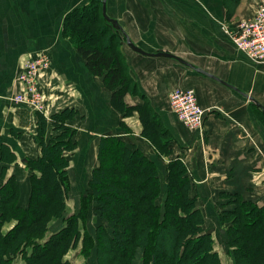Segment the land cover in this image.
<instances>
[{
    "label": "crops",
    "instance_id": "obj_1",
    "mask_svg": "<svg viewBox=\"0 0 264 264\" xmlns=\"http://www.w3.org/2000/svg\"><path fill=\"white\" fill-rule=\"evenodd\" d=\"M73 1L0 0V160H7L1 156L4 147L17 154L20 165L24 164V155L39 151L36 112L27 104L15 103L11 96L25 59L47 50L52 67L40 78L48 93L43 112L48 119L44 133L47 140L54 135L52 116L72 108L78 112L67 119L76 130L72 159L84 160L89 167L98 166L101 136L105 130L120 128L121 137L156 157L165 170V160L144 136L145 122L139 110L132 115L121 110L115 113L103 79L89 70L76 47L62 34V18L64 22ZM193 1L150 0L148 8L134 5L126 13L118 12V16L126 18L120 24L138 47L149 53L171 52L190 64L142 54L132 47L133 54H125L132 80L142 98L147 99L149 110L159 114L157 119L164 121L175 138L183 142L188 128L169 110L168 95L174 87H193L200 105L207 109L203 141L200 143L197 136L199 143H192L196 151L186 164L200 195L209 199V178L222 183L223 178L236 172L246 176L255 167L259 168L254 169L255 175H264V63L252 61L239 50L223 28L253 17L260 0H241L235 10L222 0L209 2V7H205V0ZM129 92L125 97L127 107L143 102L137 94L131 101ZM112 114H116V120ZM20 165L16 168L21 169L22 176L25 171ZM78 166H74L76 171Z\"/></svg>",
    "mask_w": 264,
    "mask_h": 264
},
{
    "label": "trees",
    "instance_id": "obj_2",
    "mask_svg": "<svg viewBox=\"0 0 264 264\" xmlns=\"http://www.w3.org/2000/svg\"><path fill=\"white\" fill-rule=\"evenodd\" d=\"M102 7L101 0H91L82 8L69 12L64 19V35L76 47L89 70L103 79L105 87L111 92L112 104L125 112L127 109L125 97L133 80L121 49V40L119 45L115 33L104 38L108 30L98 25L99 21H104ZM70 109L66 108L53 115L52 120L56 129H66L68 124L64 123V118H70L72 114L78 113ZM65 112L69 114L65 115ZM148 112V114L141 112L145 122L143 133L160 151L161 146L165 147L164 143L159 142L158 139V136L162 134L156 131L160 119H157L158 114L153 115L151 110ZM59 115L61 117L57 119ZM38 121L40 127L42 124V129L39 131L41 135L45 132L47 122L41 118ZM150 126L152 128H148ZM71 130L73 135L69 140H64L65 136L56 138L58 139L56 143L52 142L55 137L50 141L41 140L42 156L37 165L41 175L33 179L34 201H31L30 207L24 212L25 216L31 217V221H37L46 216L45 212L38 208L44 202L43 206H50L49 203L54 198L45 201V191L51 188L52 191L49 192L55 193L62 183L61 176L66 171L62 172L61 168H56L53 153L58 146L63 145L62 143L73 146L77 144L74 139L76 130L72 127ZM98 159L99 164L93 170L89 182L90 193L85 196L91 198L96 204V211L103 221L96 229V240L99 244L106 246L107 240L115 244V249L120 250V259L123 260V264H136L131 255L136 246L149 249L146 264H180L178 260L187 262L186 259L195 255L196 252L201 253L200 258L196 260L198 264H221L218 252L213 249L212 237L203 232V229L199 236L191 238L184 236L185 231H190L188 216H194L196 210L189 215L182 214L186 211V207L192 204V197H188L189 187L186 179H180L174 191L171 189V184L175 181L173 177L178 176L169 175V172L173 171L172 161L165 165V170L164 168L162 170L156 157L149 156L135 147L125 137L114 134L101 136ZM164 171L168 180L171 178L170 189L164 197H161L163 178H166ZM58 190L60 191V188ZM53 196L56 195L53 194ZM161 198H164V202L160 201ZM233 215L237 214L233 213ZM247 215L244 217L238 214L235 220L239 225L246 223V234L241 239L246 240L244 244L246 247H244L250 253L245 254V257L249 259L240 263L237 256L236 264H264V215L256 216L255 212L251 213L250 210ZM247 222H250L249 227ZM24 229H27V226L21 224L14 231V236L10 234L1 236L0 247L6 248V252L0 255V264L5 261L3 253L8 255L14 252L17 249L16 244L28 238V236H21ZM70 239L71 236H51L45 244H38V250L36 248L32 250L27 264H65L63 257L67 245L71 242ZM205 241L208 242L206 246H204ZM233 242L235 243L234 240ZM104 256L105 258L102 256V259L107 264L110 259ZM166 256L170 260L163 261L162 258Z\"/></svg>",
    "mask_w": 264,
    "mask_h": 264
},
{
    "label": "rangeland",
    "instance_id": "obj_3",
    "mask_svg": "<svg viewBox=\"0 0 264 264\" xmlns=\"http://www.w3.org/2000/svg\"><path fill=\"white\" fill-rule=\"evenodd\" d=\"M215 1L216 0H205V7H209V2L212 3ZM222 1H225L228 4L229 9L234 8L235 10L241 0ZM90 2L91 0H74L73 3H71V7L66 15L69 12L82 8L84 5L89 4ZM102 2L103 0H101V3ZM193 2H195V0ZM260 3L261 0L258 3V6ZM138 4H141L143 7L148 8L150 6V0H107V15L113 19H117L119 23L122 21L126 22V18L124 16H118V12L126 13L127 11L131 10L134 5ZM103 17L104 21H99L98 25H102L108 30L104 38H108L112 33H115L117 35V42L119 45L121 40V49L124 56L125 54L127 55L128 52L132 53L130 48L131 46L128 43V38L123 32V30L126 32V30L124 29L125 27L120 24L123 30L121 28H118L114 22L108 20L104 16V13ZM62 23V34L64 35L63 18ZM122 24L124 23L122 22ZM90 28H92V26H90ZM43 52L48 54L51 58V54L47 50H44ZM35 55L28 56L25 61L27 59L34 58ZM24 63L22 65H24ZM50 68L44 69L39 73L41 75L39 76L38 84L36 86L37 91L40 93L43 101H45V107L43 111H36L37 131H40V129H42V124L40 127V123L38 120H40V118L45 119L46 122L48 120L43 113L45 112L47 107L48 93L44 89V86L41 84L40 78L45 72L50 70ZM15 85L16 91H14L13 96L11 97L13 98L12 100L15 103H19L18 101H16L17 99H15L16 96H23L24 94L25 97L27 95V89L25 84L22 85V82L18 78V76L15 80ZM129 91V93L131 94V101H135L136 94L142 98V93L139 92L137 84H135L133 81H131ZM170 92L169 94H171ZM110 105L115 113L120 114V109L114 106L112 102ZM144 106L146 107L145 109L143 108ZM200 106L205 110L203 124L204 129L207 109L202 105ZM171 107L172 106L170 105L169 108ZM149 109L150 108L148 107L147 99H143V102L137 104L136 106L129 105L125 111V115H132L135 111L139 110L138 112L141 116V112H145L146 114H148V111H150ZM172 109L173 108L169 110L172 115H174V113L176 112L174 111V109ZM68 114L69 112H65V115ZM154 114L157 115V112L155 111ZM166 114L172 116L170 113ZM115 115L112 114L111 116L113 120H116ZM53 117L54 116H52V119ZM59 117L61 116L59 115L56 118L58 119ZM67 119L68 118H64L65 124H68L66 121ZM160 121L162 125L158 124L159 127H156V131L158 130V132L162 134L160 137L158 136V139L159 142L162 141L164 143L165 147L161 146L162 148L160 152L155 146H152L154 147V150H156V153L159 155V157H163V159L165 160V162L163 161V164L167 165L170 164L171 161L173 162V171H170L169 175H178L176 177H173V179H175L174 184H171V189L173 191L174 187L178 186L177 183L180 182V179L188 180V184L186 183L189 187L188 197H192V204L188 206V208L186 207V211L182 214L186 213V215H189L191 214V212L196 210V216H188L190 221V223L188 224V226L190 227V231H185L184 236H188V238H191L192 236H199L201 234V229H203V232L209 234L208 236L212 237V246L213 249L218 252L221 264H236L238 260H240V263L246 262V260H248L249 258L246 259L245 254H249L250 251L245 248L246 245L244 244L246 240L241 239L246 234V223L239 225L235 219L238 214L247 217L249 210L251 211V213L255 212L256 216L264 215V175H260V173L255 175V170H259V168L255 167L252 169L253 171H250V173L246 176L239 175L236 172L233 175L223 178L224 181H222V183H214L212 181V178H209L207 181L209 184L206 187V191L209 194V199H207L203 194L200 195L199 189L197 188V183L194 180L195 178H193V175H191V173H188L187 171L188 157L192 156V154L196 151V147L192 146V143L198 142L197 136H199L200 138V143L203 141V129L199 131L193 130L196 133V135H194L192 133V129H190V127H186L187 125L185 126L179 120L182 125H184L183 127L190 129V131L186 129L188 131V137L186 139L184 138L185 142L183 140V142H181L178 138H175V136L171 134L168 128L164 125V121L162 119H160ZM67 126L68 127L66 129H56L54 127V135H52L49 140H47V137L44 136L45 132L41 135L39 132V151L33 154L24 155L22 157L24 159L23 165H20L21 163L17 162V154L14 152L9 153L6 147H4V151L2 150L1 152V156L4 155L7 160H0L1 162L3 161L0 168V238L1 236H6L8 234H10V236H14V231L18 229L21 224L27 226V229L23 230V234L21 236H28V238L25 239L27 240L26 243L24 240L23 242L16 244L17 249H15L14 252L8 255L3 253L5 261L2 262V264H27L28 257H30L32 250L34 248L37 249L38 244H45V242L51 236H71V242L69 243V245H67V250L65 249L66 253L63 257V260H65L63 262L65 264H106L105 260L102 259V256L103 258H105L104 255L108 256L110 259L107 264H123V260L120 259V250L115 249V244L107 240V244L106 246H104L103 244H99L96 240V229L103 223V221L96 211V204L93 203L91 198H88L85 195L90 193L89 182L92 176V172L97 167V165L89 164L91 166L89 167L88 162L84 160L76 161L75 159H72L70 153L75 149L77 144L73 146L69 143H62V146H58L56 150H54L53 160L56 168H61L62 172H66L61 176L62 183L59 185L60 191L58 190L59 188L55 193L49 192L52 191L51 188L48 189V191H45V201L47 199H49L50 201L54 198L53 201H50L49 203L51 207L43 206L45 204L44 202V204H42L38 208L40 211H44L46 216L43 217V219L40 216V220L31 221V217H29V215L25 216L24 214L25 210L30 207L31 201H34V192L32 191L33 179L41 175V170L37 167L40 157L42 156L41 140L43 139L42 141H50L53 137H55L53 138L55 140L52 139V142L56 143L58 141V139L56 138L60 136H65L63 139L69 140L73 135L71 134L73 131L71 130V127L69 125ZM148 128L152 127L150 126ZM124 129L128 130L129 128ZM105 131L106 132L103 135L114 134L120 137V128H110L109 130ZM193 156L195 157V154ZM180 163L181 165H179ZM17 165H20L22 167V170L25 171L22 176L21 169L16 168ZM77 165L79 166L77 167L78 170L76 171V168L74 166ZM81 165L83 166L81 167ZM179 170L181 172H179ZM182 172H184V174H182ZM163 180V192L161 193V197H164L165 193H167L168 189H170L171 178H169L168 180L166 176V178H163ZM178 193L180 195L179 190ZM53 194L56 196H53ZM160 201L164 202V198H161ZM256 210H258V214L256 213ZM233 213H236L237 215L235 216L233 215ZM249 225L250 222H247L248 227ZM233 240L235 241V243L233 242ZM232 243H234L235 245H232ZM206 244H208L207 241H205L204 246H206ZM0 250V255L2 254V252H6V248L4 247H0ZM238 250H240L239 253ZM148 251L149 249L146 247L136 246L134 250H132V254L130 253L133 256V262L136 264H146L148 259ZM200 256L201 253L196 252L195 255L189 257V259H186L187 262L183 260L181 262L178 260V262L180 264H198L196 260H198ZM237 256L240 257H238V260ZM162 260L164 261L170 259L168 256H166L163 257Z\"/></svg>",
    "mask_w": 264,
    "mask_h": 264
},
{
    "label": "built area",
    "instance_id": "obj_4",
    "mask_svg": "<svg viewBox=\"0 0 264 264\" xmlns=\"http://www.w3.org/2000/svg\"><path fill=\"white\" fill-rule=\"evenodd\" d=\"M223 28L232 37L234 44L252 61L264 63V0H261L253 17L242 19L232 27L225 24ZM51 65L50 56L43 51L25 61L18 78L22 85L25 84L27 95L16 96V101L27 104L35 112L43 111L45 101L36 86L41 75L39 73ZM170 93V105L179 120L192 130H202L205 110L198 103L195 89L176 87Z\"/></svg>",
    "mask_w": 264,
    "mask_h": 264
},
{
    "label": "water",
    "instance_id": "obj_5",
    "mask_svg": "<svg viewBox=\"0 0 264 264\" xmlns=\"http://www.w3.org/2000/svg\"><path fill=\"white\" fill-rule=\"evenodd\" d=\"M103 13H104V16H105L108 20L114 22L118 28H121V29L123 30L122 26L120 25V23H119V21H118L117 19H113V18H111L110 16L107 15V0H103ZM124 34H125V36L128 38V43H129V45L132 47V49H134V50L137 51V52H140V53H142V54H148V55H156V56L171 57V58L178 59L179 61L183 62L184 64H189V63H187L183 58H181V57H179V56H177V55H175V54H173V53H171V52H162V51H161V52H157V53H149V52H146L145 50H143L142 48H140V47H138L136 44H134V43L130 40L128 34H127L125 31H124ZM189 65H190V64H189Z\"/></svg>",
    "mask_w": 264,
    "mask_h": 264
}]
</instances>
